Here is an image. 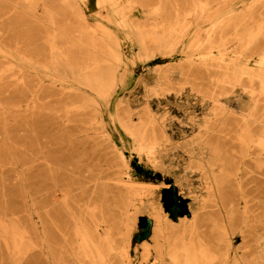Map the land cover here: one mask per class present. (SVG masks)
I'll list each match as a JSON object with an SVG mask.
<instances>
[{"label": "rangeland", "instance_id": "rangeland-1", "mask_svg": "<svg viewBox=\"0 0 264 264\" xmlns=\"http://www.w3.org/2000/svg\"><path fill=\"white\" fill-rule=\"evenodd\" d=\"M263 108L264 0H0V264H264Z\"/></svg>", "mask_w": 264, "mask_h": 264}, {"label": "bare ground", "instance_id": "bare-ground-1", "mask_svg": "<svg viewBox=\"0 0 264 264\" xmlns=\"http://www.w3.org/2000/svg\"><path fill=\"white\" fill-rule=\"evenodd\" d=\"M118 20V19H117ZM253 29V28H252ZM224 34V33H223ZM244 37V36H243ZM259 48V47H258ZM252 51H253V49H252ZM257 52V51H256ZM250 55V54H249ZM122 62V61H121ZM202 69V68H201ZM256 70V69H255ZM258 72V71H257ZM223 85V84H222ZM246 85V84H245ZM248 87V86H247ZM255 90V89H254ZM243 92V91H242ZM260 92V91H259ZM246 93V92H245ZM248 93V92H247ZM98 95V94H97ZM244 96H246V94L244 95ZM242 98V97H241ZM246 98V97H245ZM247 99V98H246ZM255 100V99H254ZM264 109V108H263ZM221 113V112H220ZM203 140V139H202ZM257 149V148H256ZM215 153V152H214ZM222 160V159H221ZM210 161V160H209ZM203 162V161H202ZM214 162V161H213ZM203 165V164H202ZM206 169V168H205ZM204 171V170H203ZM194 199H196L197 200V198H194ZM194 202H196L195 200H194ZM194 205V203L193 204H191V207ZM195 210V209H194ZM144 211V210H143ZM145 214H146V212H145ZM226 231V230H225ZM227 232V231H226ZM262 249V248H261ZM240 259V258H239ZM264 261V260H263ZM218 264H221V262L220 263H218ZM242 264V263H241Z\"/></svg>", "mask_w": 264, "mask_h": 264}]
</instances>
